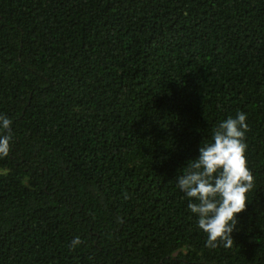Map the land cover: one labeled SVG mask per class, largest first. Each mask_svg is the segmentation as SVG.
I'll use <instances>...</instances> for the list:
<instances>
[{
    "label": "trees",
    "instance_id": "trees-1",
    "mask_svg": "<svg viewBox=\"0 0 264 264\" xmlns=\"http://www.w3.org/2000/svg\"><path fill=\"white\" fill-rule=\"evenodd\" d=\"M237 112L254 186L211 248L176 177ZM0 114V264H264V0H0Z\"/></svg>",
    "mask_w": 264,
    "mask_h": 264
},
{
    "label": "clouds",
    "instance_id": "clouds-1",
    "mask_svg": "<svg viewBox=\"0 0 264 264\" xmlns=\"http://www.w3.org/2000/svg\"><path fill=\"white\" fill-rule=\"evenodd\" d=\"M247 114L237 112L221 120L211 141L199 146L198 155L176 177V186L188 199V209L198 227L207 234L206 245L230 247L237 226V214L246 208L247 193L254 177L247 166L245 133ZM12 120L0 114V158L10 153ZM79 237L71 242L75 247Z\"/></svg>",
    "mask_w": 264,
    "mask_h": 264
}]
</instances>
